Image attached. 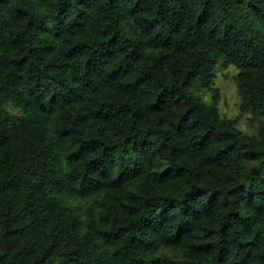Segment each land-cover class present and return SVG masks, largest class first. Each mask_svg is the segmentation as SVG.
<instances>
[{
    "label": "trees",
    "instance_id": "1",
    "mask_svg": "<svg viewBox=\"0 0 264 264\" xmlns=\"http://www.w3.org/2000/svg\"><path fill=\"white\" fill-rule=\"evenodd\" d=\"M0 264H264V0H0Z\"/></svg>",
    "mask_w": 264,
    "mask_h": 264
},
{
    "label": "rangeland",
    "instance_id": "2",
    "mask_svg": "<svg viewBox=\"0 0 264 264\" xmlns=\"http://www.w3.org/2000/svg\"><path fill=\"white\" fill-rule=\"evenodd\" d=\"M236 70L232 67H217L213 88L218 94L217 108L219 112L237 122V127L248 134H255L261 126V119L252 111L241 107L237 91V84L234 79ZM206 102L212 100V92L202 90L197 93Z\"/></svg>",
    "mask_w": 264,
    "mask_h": 264
}]
</instances>
